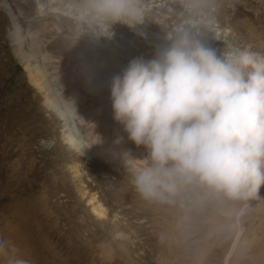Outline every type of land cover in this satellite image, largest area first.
Masks as SVG:
<instances>
[{
  "label": "rangeland",
  "instance_id": "1",
  "mask_svg": "<svg viewBox=\"0 0 264 264\" xmlns=\"http://www.w3.org/2000/svg\"><path fill=\"white\" fill-rule=\"evenodd\" d=\"M59 1L0 0V264H264V186L242 200L178 179L174 194L145 199L133 177L151 163L149 150L129 140L110 98L131 60L158 58L178 36L222 59L264 53V0H137L131 24L99 17L90 0ZM40 5L47 14L37 15ZM9 14L56 29L37 54L38 77L65 104L73 134L110 162L66 144L16 57Z\"/></svg>",
  "mask_w": 264,
  "mask_h": 264
},
{
  "label": "clouds",
  "instance_id": "2",
  "mask_svg": "<svg viewBox=\"0 0 264 264\" xmlns=\"http://www.w3.org/2000/svg\"><path fill=\"white\" fill-rule=\"evenodd\" d=\"M90 4L103 19L140 20L137 0ZM110 98L129 140L149 150L151 163L133 177L145 199L174 194L178 179L242 200L264 186V53L244 49L222 59L178 36L158 58L131 60L112 78Z\"/></svg>",
  "mask_w": 264,
  "mask_h": 264
},
{
  "label": "bare ground",
  "instance_id": "3",
  "mask_svg": "<svg viewBox=\"0 0 264 264\" xmlns=\"http://www.w3.org/2000/svg\"><path fill=\"white\" fill-rule=\"evenodd\" d=\"M4 1L2 5H5L7 2H10V0H2ZM38 3V2H37ZM10 8H12L11 3ZM7 5V6H8ZM48 6L50 7H63V3L59 0H49ZM38 14H47L46 7L40 5L37 10ZM10 13V12H9ZM15 13V12H14ZM25 13V12H24ZM52 14L49 15L50 19H54L55 15ZM22 14V13H21ZM10 15V19L12 21V27L8 31V38L10 39V42L13 46H15L16 51V57L19 59V61L23 64L25 71L28 73V81L31 86H33L35 89L38 90L39 93L43 95L44 98V105L46 108L50 111H52L56 117L61 121L62 123V130H63V139L66 141V144H68L72 149H74L76 152H78L80 155H82L87 160L98 157V158H105L104 152L101 151H95L92 150L87 143L81 141L75 134H73L72 130L69 127V114L67 112V109L65 107V104L56 97L55 93L52 91V89H49L47 86L46 81H43V78L38 77V71L42 72L44 74V70L42 68V64L40 63L41 60H38L40 57H37V54L40 52L45 51V48L47 47V36L50 35L52 32H54L56 29L51 30L52 28L47 25L46 23H42L41 21H32V20H25L27 16L25 15V21L21 20V18L18 15ZM27 51L29 53H27ZM44 53V52H43ZM38 58V59H37ZM50 58H46L44 66L47 68H51V64L54 63V61H51ZM35 60L38 63L35 64L36 67L39 66V69L33 68V66L30 64ZM47 68V69H48ZM36 71V72H35ZM68 72V71H67ZM41 73V75H42ZM41 77V76H40ZM51 88V87H50ZM123 140V139H122ZM121 142V141H120ZM119 143V142H118ZM49 143H44L43 146L47 147L49 146ZM116 146V145H115ZM120 148V145L118 146ZM117 147H113V149L117 152L120 151V149ZM107 159V158H105ZM117 159V158H115ZM113 160V159H112ZM108 162H110V159H107ZM254 199V198H252ZM93 212L95 215H97L100 218H105V212L101 207L93 208Z\"/></svg>",
  "mask_w": 264,
  "mask_h": 264
}]
</instances>
